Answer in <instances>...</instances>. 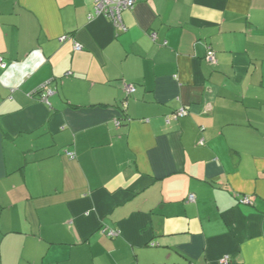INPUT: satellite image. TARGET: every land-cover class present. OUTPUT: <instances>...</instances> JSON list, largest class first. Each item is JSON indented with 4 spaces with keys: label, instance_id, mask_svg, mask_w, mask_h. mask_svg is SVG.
<instances>
[{
    "label": "crops",
    "instance_id": "obj_1",
    "mask_svg": "<svg viewBox=\"0 0 264 264\" xmlns=\"http://www.w3.org/2000/svg\"><path fill=\"white\" fill-rule=\"evenodd\" d=\"M92 10L0 0V264H264V0Z\"/></svg>",
    "mask_w": 264,
    "mask_h": 264
},
{
    "label": "built area",
    "instance_id": "obj_2",
    "mask_svg": "<svg viewBox=\"0 0 264 264\" xmlns=\"http://www.w3.org/2000/svg\"><path fill=\"white\" fill-rule=\"evenodd\" d=\"M136 0H93V10L89 13V19H92L96 16H105L108 18L113 24L119 27L121 30L126 31L127 27L123 22L122 14L125 10L133 8L135 6ZM83 47L81 44L76 43L75 49L81 50ZM208 61L216 65L218 63L217 58L214 53L210 52L207 54ZM6 62L2 56H0V67H6ZM125 89L128 93H134L136 91V87L132 84H126ZM52 90H48V93L42 94V100L47 101V97ZM186 110L182 109L173 114L174 117L184 116L186 114ZM71 157H74L72 152H68ZM189 199L193 201L195 199L194 195H190ZM241 203H249L250 199L248 197H244L240 200ZM107 232L110 235H115L117 232L115 231H102ZM155 245V243H153Z\"/></svg>",
    "mask_w": 264,
    "mask_h": 264
},
{
    "label": "trees",
    "instance_id": "obj_3",
    "mask_svg": "<svg viewBox=\"0 0 264 264\" xmlns=\"http://www.w3.org/2000/svg\"><path fill=\"white\" fill-rule=\"evenodd\" d=\"M89 18V17H88Z\"/></svg>",
    "mask_w": 264,
    "mask_h": 264
}]
</instances>
